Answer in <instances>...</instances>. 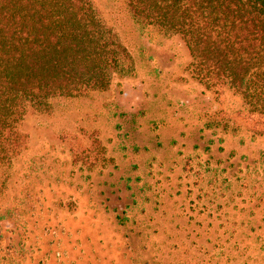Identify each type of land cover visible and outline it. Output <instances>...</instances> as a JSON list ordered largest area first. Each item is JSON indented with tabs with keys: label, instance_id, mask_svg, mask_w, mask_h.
<instances>
[{
	"label": "rangeland",
	"instance_id": "374dc122",
	"mask_svg": "<svg viewBox=\"0 0 264 264\" xmlns=\"http://www.w3.org/2000/svg\"><path fill=\"white\" fill-rule=\"evenodd\" d=\"M93 2L134 73L27 114L0 264H264V133L243 98L196 79L181 36L128 0Z\"/></svg>",
	"mask_w": 264,
	"mask_h": 264
},
{
	"label": "trees",
	"instance_id": "16d2710c",
	"mask_svg": "<svg viewBox=\"0 0 264 264\" xmlns=\"http://www.w3.org/2000/svg\"><path fill=\"white\" fill-rule=\"evenodd\" d=\"M128 4L141 25L180 35L193 76L239 93L253 128L261 126L254 131L264 133V0ZM134 70L129 49L93 0H0V198L27 147L22 122L28 113L48 111L56 96L107 90L115 76ZM117 217L126 224V216Z\"/></svg>",
	"mask_w": 264,
	"mask_h": 264
}]
</instances>
